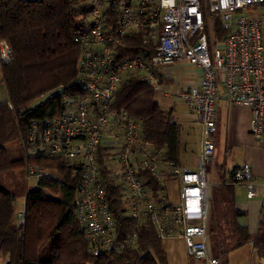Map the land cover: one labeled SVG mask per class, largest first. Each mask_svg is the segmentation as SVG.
<instances>
[{"label": "built area", "instance_id": "obj_1", "mask_svg": "<svg viewBox=\"0 0 264 264\" xmlns=\"http://www.w3.org/2000/svg\"><path fill=\"white\" fill-rule=\"evenodd\" d=\"M84 25L73 36L80 49L74 89L53 118L33 120L24 138L27 178L52 174L32 161L55 160L76 180L73 204L87 250L93 257L134 249L141 226H152L163 241L181 239L193 264H221L213 255L210 168L220 102L249 106L251 134L264 136V24L251 10L264 0H84ZM211 20L220 23L214 37ZM138 37L144 49L124 57L126 42ZM0 65L11 60L3 42ZM188 63L202 71L200 84L178 96L202 127L196 170L167 158L166 148L147 141L142 124L114 104L123 83L137 79L164 98L162 70ZM233 181L249 199L264 200L250 164L233 169ZM177 183L178 201L169 184ZM120 195L133 227L119 243L118 220L108 196ZM115 195V194H113ZM18 222L25 218L20 211Z\"/></svg>", "mask_w": 264, "mask_h": 264}, {"label": "trees", "instance_id": "obj_2", "mask_svg": "<svg viewBox=\"0 0 264 264\" xmlns=\"http://www.w3.org/2000/svg\"><path fill=\"white\" fill-rule=\"evenodd\" d=\"M84 0H0V42L12 51L11 60L0 65V254L12 264H168L162 240L152 226H141L134 249L100 257L89 254L74 214L76 180L60 161L38 159L31 163L50 169L39 181V190L28 188L24 138L33 120L58 116L64 96L74 89L80 49L73 36L84 25ZM219 34L220 23L217 21ZM124 57L144 49L136 37L127 41ZM156 93L137 79L126 80L118 92L115 108L141 122L146 139L167 149V158L179 163L180 126L172 113L156 101ZM47 99L36 105L43 98ZM23 157L13 159L15 145ZM233 171L229 180L212 190L209 233L213 255L228 264V255L253 243L264 261V200L261 221L252 235L240 225L246 213L236 208ZM53 195H47L43 190ZM113 190V187H112ZM115 194V195H113ZM25 199V218L19 223L16 202ZM118 220L119 243L131 228L124 216L120 195L108 196ZM221 261V260H220Z\"/></svg>", "mask_w": 264, "mask_h": 264}, {"label": "crops", "instance_id": "obj_3", "mask_svg": "<svg viewBox=\"0 0 264 264\" xmlns=\"http://www.w3.org/2000/svg\"><path fill=\"white\" fill-rule=\"evenodd\" d=\"M260 8L264 10V6ZM251 12V17L261 20L258 15ZM261 21L264 24V20ZM202 75L201 69L188 63H177L166 67L162 70V84L164 90L170 93V97L164 98L161 95H156V101L165 111L172 113L173 121L180 126L178 162L181 163V152H183L186 155L184 158H188V163L180 165L191 170L197 169L201 153L202 127L197 115L183 102L178 93L197 87L201 82ZM251 128L252 110L249 106H233L224 99L220 102L217 131L214 136L217 152L215 161L211 165V172L213 170L218 172L219 185L222 184V180H229L230 172L236 166L245 163L251 165L255 183L258 186L264 185V136L260 140H256L251 134ZM189 153L192 156H189ZM211 180L210 174V182ZM168 187L171 199L178 201V184L171 183ZM213 188L210 187L211 199ZM235 202L236 208L246 213L245 217L239 219L240 225L246 227L250 234L254 235L261 221L263 199H249L245 187L236 185ZM162 245L167 255L168 264H192L187 256L183 240L166 239L162 241ZM247 245H249L248 249L252 260L256 251L253 243ZM247 245L240 249H244ZM220 260L223 264V260ZM260 261L261 264H264L262 259ZM244 264H247L246 261Z\"/></svg>", "mask_w": 264, "mask_h": 264}, {"label": "rangeland", "instance_id": "obj_4", "mask_svg": "<svg viewBox=\"0 0 264 264\" xmlns=\"http://www.w3.org/2000/svg\"><path fill=\"white\" fill-rule=\"evenodd\" d=\"M258 15L261 20H264V10L263 8H256L254 11L252 10L251 13H253ZM211 25L213 27H215V33H214V37L216 39H220L221 38V33L219 34L218 30H217V20H211ZM4 44L3 42H0V48L3 47ZM0 99L2 101H7V95L6 93L2 90L1 94H0ZM47 99V97L39 100L37 102L36 105H39L41 103H43L45 100ZM194 139V138H193ZM194 145V144H193ZM192 145V146H193ZM13 159H21L23 157V153L21 150V147L19 144H17V146L15 145L13 152L11 154ZM184 156H186L183 152H181V163L183 165H186V163H188V158H184ZM189 156H192L191 153H189ZM190 163V162H189ZM182 166V165H181ZM191 166V165H190ZM183 167V166H182ZM184 168V167H183ZM210 173H211V182H210V186L211 187H216L218 184V172L217 170H213V172H211V168H210ZM28 188L31 191H36L39 190V181L35 178H31L28 181ZM47 195H53L54 193H51L49 190L45 189L43 190ZM25 199L20 198L17 202H16V214H17V220L19 219V214L20 211H24L25 212ZM249 245H247L244 249H239L237 251H233L228 255V264H244L245 261L247 264H261L262 262L260 261V259L258 258L257 253H255L253 259L251 260L250 254H249ZM8 262L10 264L11 263V258L10 257H4L0 254V264H8ZM191 263L193 264V262L191 261Z\"/></svg>", "mask_w": 264, "mask_h": 264}, {"label": "water", "instance_id": "obj_5", "mask_svg": "<svg viewBox=\"0 0 264 264\" xmlns=\"http://www.w3.org/2000/svg\"><path fill=\"white\" fill-rule=\"evenodd\" d=\"M8 264H10V263L8 262Z\"/></svg>", "mask_w": 264, "mask_h": 264}]
</instances>
